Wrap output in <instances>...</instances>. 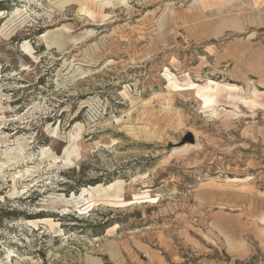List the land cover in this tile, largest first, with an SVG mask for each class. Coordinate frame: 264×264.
<instances>
[{"label":"rangeland","instance_id":"obj_1","mask_svg":"<svg viewBox=\"0 0 264 264\" xmlns=\"http://www.w3.org/2000/svg\"><path fill=\"white\" fill-rule=\"evenodd\" d=\"M0 264H264V0H0Z\"/></svg>","mask_w":264,"mask_h":264},{"label":"bare ground","instance_id":"obj_2","mask_svg":"<svg viewBox=\"0 0 264 264\" xmlns=\"http://www.w3.org/2000/svg\"><path fill=\"white\" fill-rule=\"evenodd\" d=\"M92 11V10H91ZM217 90L216 91H219V89H221V85H220V83H217ZM226 88L228 89V90H230V91H235V90H238V87H236V86H233V85H228V86H226ZM202 90H204V89H202ZM217 96L218 95H214V94H210V93H206L205 95H203L202 96V98H203V100H204V102H205V105L207 106V107H210L211 105H213V104H215V102L217 101ZM239 100H241V99H239ZM121 186H122V182L120 183V182H116V183H111V184H109L108 186H102V185H98V186H96V187H92V188H94V191H96L97 192V194L99 195V197L100 198H103V197H107L108 199H107V201L106 202H111V203H114V204H117V203H122V202H124L125 200H120V196H118V195H116V196H114V197H111L110 196V191L111 190H119L120 191V189H121ZM90 189V188H89ZM85 192L86 191H88V189L87 188H85V190H84ZM118 194V193H117ZM97 196V195H96ZM143 198H145V197H143ZM149 199V198H148ZM99 200V199H98ZM101 200V199H100ZM106 200V199H105ZM141 200V199H140ZM95 201V200H94ZM93 206V205H92ZM31 222V221H30ZM51 224H53V223H51ZM30 225H31V223H30Z\"/></svg>","mask_w":264,"mask_h":264}]
</instances>
